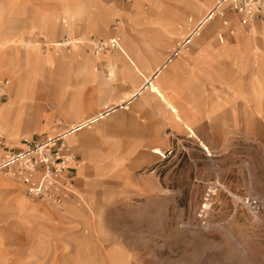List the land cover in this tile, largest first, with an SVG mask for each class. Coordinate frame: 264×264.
I'll return each mask as SVG.
<instances>
[{"label":"rangeland","instance_id":"obj_1","mask_svg":"<svg viewBox=\"0 0 264 264\" xmlns=\"http://www.w3.org/2000/svg\"><path fill=\"white\" fill-rule=\"evenodd\" d=\"M137 1L129 4L122 0H0L4 3L0 9V37L23 38L36 48L34 52L41 56L50 54L52 69L47 71L51 70L54 76L64 73L66 66L78 72L85 48L95 56L90 41L118 35L129 50H134L135 44L144 50L140 35L153 30L147 24L138 27L136 40L129 36L127 26L121 34L113 30L116 22H120V27L125 24L123 14L109 15L104 32L102 25L97 24L110 6L135 15L133 7ZM214 3L211 0L209 6ZM157 5L174 7L169 0H157ZM140 9L153 13V17L159 14L147 0L140 1ZM65 11L80 15L74 20V32L71 16ZM205 14L193 18L197 22ZM256 24L261 27L264 22ZM185 32L188 33V28ZM221 32L222 28L215 35V44H220ZM233 36L227 41L232 42ZM181 38L172 40L159 63ZM75 40L82 42L80 47L71 44ZM54 42L66 45L57 49L52 46ZM258 44L263 47L261 41ZM8 51L11 56L16 53L19 61L31 53L19 46ZM153 52L144 50L154 68ZM109 55L120 53L108 51L99 57ZM123 65L120 60L111 79L113 66L102 59L97 68L104 83L88 86L85 107L70 113L67 108L45 106L43 116H37L40 127L50 122V131L56 128L55 133L63 132L80 116L88 118L107 110L132 93L137 84L121 79L119 71ZM11 67L0 65V81L9 84L6 97L0 98V107L11 99L9 88L15 81L16 98L22 99L31 87L32 76H45L41 69L23 74L22 66H15L9 76L6 69ZM38 85L44 86L42 82ZM67 86L65 100L70 104L74 83L69 81ZM217 88V82L201 86L204 114L198 119L194 117L196 131L209 148L200 146L183 130L168 127L162 116L144 111L141 106L133 109L139 98L74 136L68 147L78 160H86V179L94 183L87 186V181L77 173L78 199L74 207L84 208L85 222L80 216L66 213L71 199L63 208L55 207L28 197L21 182L2 176L4 182L13 181L15 187L0 188V264H264V209L257 215L246 202L248 198L264 202V111L255 119L244 115L241 106L236 117L230 107L214 109L222 99ZM34 118L30 113L14 124L21 138L50 134L40 135ZM0 120L10 128L7 134H0L2 157L18 147L9 137L12 120L4 116ZM143 123L153 130L161 127L163 138L147 134ZM155 148H160L165 156L152 153ZM94 165L100 169L99 176ZM211 184H217L219 189L214 197L210 227L203 229L197 213ZM16 192L29 198V204H19ZM45 208L54 214L52 221L45 219Z\"/></svg>","mask_w":264,"mask_h":264},{"label":"crops","instance_id":"obj_2","mask_svg":"<svg viewBox=\"0 0 264 264\" xmlns=\"http://www.w3.org/2000/svg\"><path fill=\"white\" fill-rule=\"evenodd\" d=\"M140 1L138 0L133 7V10L136 9L135 15H132L130 11L122 12L117 7L110 6L101 14L97 24L102 25L101 32H104L106 31V19L109 15H125V24L121 25L118 33L121 34L127 26L132 40H136L138 37V27L142 24H147L149 28L153 29L152 32H144L140 37L146 48L144 50L154 51L153 59L156 62V67L154 68L153 63H150L147 58V53L144 54V50L140 49L137 44H135V47L133 46L134 51L132 49L129 50L126 46L125 48L122 43V50L119 51L120 55H109L104 58L99 57L100 55L93 56L85 48L80 58L79 71L77 72L70 66H66L64 73L61 72L60 76L57 75V77L50 72L51 70L47 71L52 69L53 60L50 54L41 56L39 53L34 52L36 48L31 47L23 38L16 40L0 37V65L12 66L10 69H6L9 76H12L11 72L15 70V66L24 67L22 70L23 74L26 72L29 74L32 69L36 71L41 69L44 72L43 75H45L39 78L32 76L31 87L26 97L22 99L16 98L17 81H15V84L9 88L11 99L0 107V117L4 116L13 122L9 137L18 149L23 147L21 140L25 138L20 137L19 131L15 129L14 124L22 122L25 115L32 113L35 116L33 120L37 123L36 128L40 135L45 133L53 134L57 129L50 131V122L40 127V123L37 121L38 117L43 116L42 112L45 106L55 105L59 108H67L70 113L78 108L85 107L88 102L85 94L88 86L95 85L96 87V85L104 83L103 77L98 74L97 68L102 59L108 60L113 66L110 71L111 79L114 78L116 70H118V64L122 60L124 65L121 70L119 69L121 79L131 84H137V87L132 93L120 98L111 108L105 106V108L109 109L100 111L88 118L80 116L69 129L63 131V133H66L79 127V131L75 129L65 135L67 144H72L74 136L78 132L83 131L84 127L82 129L80 127L86 122L94 119L98 122L101 119H105L113 112L126 109L129 104L139 98V102L133 109L141 106L144 111L162 116L168 127L183 130L190 138L197 140L200 146L207 148L208 146L200 139L196 131V120H194V117L198 119L201 118V115L203 117L204 114L205 103L202 101L204 92L201 86L213 82L219 84L217 89L220 94L218 95L222 98L218 105L214 106V109L225 108L228 110V107H230V112L236 117L241 106L244 115L259 119L264 111V24L259 27V25L254 23L250 26V31H248L247 28L240 25L234 15H229L231 27L234 29V38L231 42L227 41L231 37L229 29L222 25L220 26V19L215 18L203 28L200 37L193 42L188 52H184L179 58L163 67L172 49L167 52L164 61L162 63L159 62L165 55V49L171 44L172 40L177 36L183 37L180 40L184 39L188 34H186L185 30L202 20L214 5L209 6L211 0H169L174 3V7L160 8L157 5V0H147L151 2L152 10H159V14L153 17V13H146L140 9ZM3 6L4 3H0V9ZM205 12L206 14L199 21L196 22L194 20L193 17L195 15ZM8 13L9 9H7L6 14ZM65 14L69 17L71 16L74 20L80 17V15L72 14L69 11H65ZM261 22H264V20ZM74 27L75 24L73 22L71 24L72 32L75 30ZM221 28L223 32L218 35V40L220 41V37L223 36L224 41H220V44H215V35ZM53 32L56 33L55 30ZM258 41L263 43V47L258 44ZM72 44H75V47H80L79 45L82 42L76 41ZM65 45V43L54 42L52 46L62 49ZM18 46L25 49L27 53L31 51V53L23 57L22 61L17 59L16 53L14 56L9 55L8 50ZM84 47L86 46L84 45ZM156 75L157 77L153 81L152 86L145 89L147 82ZM202 80L203 83H200ZM69 81L74 83V92L70 104L65 100V92ZM39 82H42L44 86L38 85ZM100 88L103 89L104 86L102 85ZM36 111L38 114H33ZM46 118L48 119V117ZM141 125L146 129L147 134L154 135L158 139L163 138L161 127L153 130L151 125L146 123ZM9 129L8 126H3L2 120H0V134H7ZM2 152L0 151V158ZM152 153L165 156L160 148H155ZM80 164L81 167L77 168L73 178L75 190L77 173L81 179L83 178L87 181V186L94 184L89 183V180L86 179V160L81 161ZM94 167L97 171V176H99L100 169L95 165ZM92 182L94 181L92 180ZM14 187L13 181L0 184V188L10 189ZM16 197L19 204H29V198L21 192H16ZM91 198L92 201L93 197L91 196ZM77 199L76 196L71 198L69 210L66 213L74 217L80 216L85 222L84 208L78 209L74 207V202ZM91 204H93V201ZM81 206H83L82 202ZM43 215L47 220L52 221L55 218L54 214L47 208L44 209Z\"/></svg>","mask_w":264,"mask_h":264},{"label":"built area","instance_id":"obj_3","mask_svg":"<svg viewBox=\"0 0 264 264\" xmlns=\"http://www.w3.org/2000/svg\"><path fill=\"white\" fill-rule=\"evenodd\" d=\"M122 1L130 4L133 0ZM228 14L234 15L243 27H250L264 20V0H215L207 15L197 24L188 27L187 36L178 41L169 52L163 67L188 52L193 42L200 37L203 28L214 20L213 17L219 18L222 26L228 28L229 35L233 36L234 29ZM119 27L120 22H116L113 30L117 32ZM220 41H224L223 36ZM121 45L122 40L118 35L108 40L90 41L95 56L108 51H121ZM8 85V82L0 81V98L6 97ZM75 129L66 133L47 134L42 138L22 139L23 147L6 152L0 158V173L21 182L30 198L43 200L58 207L63 206L67 200L75 197L73 178L77 165L81 162L65 140V135ZM218 189L217 184L208 186L198 210L197 219L203 229L210 227V215ZM246 202L257 215L264 209V202L260 199L248 198Z\"/></svg>","mask_w":264,"mask_h":264},{"label":"bare ground","instance_id":"obj_4","mask_svg":"<svg viewBox=\"0 0 264 264\" xmlns=\"http://www.w3.org/2000/svg\"><path fill=\"white\" fill-rule=\"evenodd\" d=\"M188 13V12H187ZM192 13V12H191ZM188 15V14H187ZM189 16V15H188ZM216 17H213V19H215ZM181 19V18H180ZM71 20H72V22H74V19L73 18H71ZM190 21V20H189ZM72 24V23H71ZM245 28H247L248 29V31H250V27H245ZM77 40H75V41H72L73 43H75ZM72 42H71V44H72ZM4 48V47H3ZM156 77H157V75L156 76H154L151 80H149L148 82H147V84H146V86H145V89H148V88H150L151 86H152V84H153V81L156 79ZM24 92H26V91H24ZM16 93V92H15ZM140 95V94H139ZM97 121H95V119L94 120H91V121H88V122H86L85 124H83L80 128L82 129V127H84V128H86V127H88L90 124H93V123H96ZM12 124V123H11ZM77 131H79V127H77V129H76ZM81 167V164L79 163V165H77V168H80ZM6 174H4V173H0V184H5V182L3 181V179H2V176H4V177H6L5 176ZM8 176V175H7ZM9 178H11L10 176H8ZM29 197V196H28ZM70 200V199H69ZM69 200H67V201H69ZM67 201L65 202V203H67ZM44 202H46V201H44ZM65 203H64V205H65ZM64 205L63 206H61V207H59V208H63L64 207ZM55 206V205H54ZM55 207H57V206H55Z\"/></svg>","mask_w":264,"mask_h":264}]
</instances>
